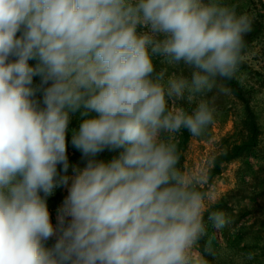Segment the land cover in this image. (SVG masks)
Here are the masks:
<instances>
[{
  "label": "clouds",
  "instance_id": "9594fccd",
  "mask_svg": "<svg viewBox=\"0 0 264 264\" xmlns=\"http://www.w3.org/2000/svg\"><path fill=\"white\" fill-rule=\"evenodd\" d=\"M251 28L226 0H0V264H209L205 215L231 219L177 137L215 123Z\"/></svg>",
  "mask_w": 264,
  "mask_h": 264
},
{
  "label": "rangeland",
  "instance_id": "374dc122",
  "mask_svg": "<svg viewBox=\"0 0 264 264\" xmlns=\"http://www.w3.org/2000/svg\"><path fill=\"white\" fill-rule=\"evenodd\" d=\"M226 2L235 4L238 12L249 14L252 23L259 19L264 25V0ZM243 59L251 71L237 70L236 74L241 81L252 86L253 106L260 127L259 143L247 156L225 164L222 171L207 183L208 194L218 204V210H223L231 219L226 228L217 232L211 222L207 221V214L205 215L208 233L205 240L210 239L217 252L215 257L209 256L214 264H264V28L260 37L251 41ZM156 63L157 68L161 67L159 61ZM173 71L189 74L182 65L169 69V72ZM220 87L227 91L220 92ZM208 99L216 109L215 123L202 137L194 138L189 135L184 149L179 146L180 166L189 171L202 170L206 173L209 161L223 148L225 141L240 138L236 133L239 128L240 105L221 80L218 81V87L208 94ZM193 106L184 104L189 110ZM76 123L77 119L73 118L70 128H74L73 124ZM180 135L177 137L178 141ZM65 194L63 190H57L49 198L51 211L55 212ZM205 240L200 241L201 251ZM248 253L254 254L252 260L245 258Z\"/></svg>",
  "mask_w": 264,
  "mask_h": 264
},
{
  "label": "trees",
  "instance_id": "16d2710c",
  "mask_svg": "<svg viewBox=\"0 0 264 264\" xmlns=\"http://www.w3.org/2000/svg\"><path fill=\"white\" fill-rule=\"evenodd\" d=\"M263 28L264 25L261 21H259V19H255L253 21L249 35H246L244 38L245 46L242 54L246 52L253 39L260 37ZM238 70L241 72L251 71L244 59L239 64ZM221 81L223 85L228 89L229 93L240 105L241 114L238 121L239 128L236 129V133L238 134V136H240V138L231 142L225 141V145L223 146V148L215 156H213L211 163L206 171L208 182H210L214 176L222 171V168L225 164L235 160L236 158H243L247 156L258 146L259 143L260 127L253 106L254 97L252 95L253 92L251 91L252 86L247 84V82L241 81L237 74L230 80ZM73 125V127H77L78 123ZM188 138L189 133L187 131H183L178 141V145L181 146L182 149L185 148ZM111 155L112 154L105 152L102 154L101 158L107 159L110 158ZM69 160L73 164L80 162V154L72 150L71 147H69ZM217 206L218 204H215L213 210H218ZM50 212L52 213L53 217L54 211L50 210ZM206 258L209 261V264H214L213 260L209 256H207Z\"/></svg>",
  "mask_w": 264,
  "mask_h": 264
},
{
  "label": "crops",
  "instance_id": "0c3cea01",
  "mask_svg": "<svg viewBox=\"0 0 264 264\" xmlns=\"http://www.w3.org/2000/svg\"><path fill=\"white\" fill-rule=\"evenodd\" d=\"M53 214H54V216H53V223H55V212H53ZM50 242V244L52 243L51 241H49Z\"/></svg>",
  "mask_w": 264,
  "mask_h": 264
}]
</instances>
